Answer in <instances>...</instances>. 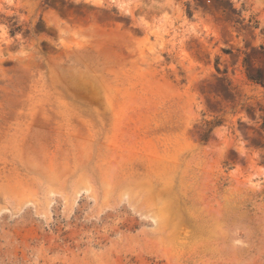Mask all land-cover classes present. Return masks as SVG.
Here are the masks:
<instances>
[{"label": "rangeland", "instance_id": "374dc122", "mask_svg": "<svg viewBox=\"0 0 264 264\" xmlns=\"http://www.w3.org/2000/svg\"><path fill=\"white\" fill-rule=\"evenodd\" d=\"M0 264H264V0H0Z\"/></svg>", "mask_w": 264, "mask_h": 264}]
</instances>
